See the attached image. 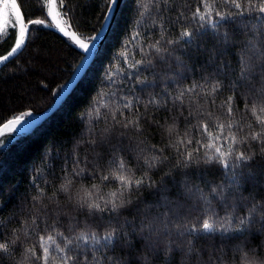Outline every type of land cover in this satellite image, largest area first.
<instances>
[{"label": "snow or ice", "instance_id": "snow-or-ice-1", "mask_svg": "<svg viewBox=\"0 0 264 264\" xmlns=\"http://www.w3.org/2000/svg\"><path fill=\"white\" fill-rule=\"evenodd\" d=\"M130 2L133 52L121 38L104 104L90 97L79 133L44 150L11 209L0 201V264H264V0ZM85 6L0 0V75H38L64 100L128 4ZM41 30L63 55L35 44ZM60 63L71 76L51 90ZM40 125L34 108L13 111L0 149Z\"/></svg>", "mask_w": 264, "mask_h": 264}, {"label": "trees", "instance_id": "trees-1", "mask_svg": "<svg viewBox=\"0 0 264 264\" xmlns=\"http://www.w3.org/2000/svg\"><path fill=\"white\" fill-rule=\"evenodd\" d=\"M82 7L77 8V15L87 17L91 14L89 7L85 6L88 0H77ZM128 4L126 9H122V17L118 15L114 26L109 30L104 39L98 55L88 67L89 74L81 78L75 85L72 92L60 104L46 120L27 138L16 137L10 143L7 149H0V201H6V207L11 209L18 199L23 196L25 190L29 188L32 179L31 168L33 164L39 162L40 156L44 150L53 144L68 141L79 133L78 114L84 109L90 97L99 99L104 104L105 93L107 89L100 88V95L97 97V88L100 85L103 75V69L108 62L116 54L121 38L128 42V38L124 36L127 22L132 14V6L130 0H124ZM33 5L29 4L28 9L31 10ZM50 30H41V34H32V38L37 46H41L45 50V54H51L55 60L58 56L64 54V44L58 34L42 33ZM11 41L3 42L0 38V55L6 54L10 50ZM30 49L22 58L27 60L32 54ZM127 55H132L133 45L128 42L126 50ZM69 63H78L79 58L70 56L67 58ZM234 59V57H233ZM203 57L196 60L197 63L202 62ZM22 61L18 63H22ZM74 66V64H73ZM59 67L64 71L56 74V79L49 77V88L55 90L60 84L69 80L71 71L66 69L64 63H60ZM119 68V65H116ZM40 77L38 75L20 74L19 76H3L0 75V119L8 117L13 111L32 107L35 112L42 114L53 104V96L48 90H38L40 86ZM31 101V104H29ZM39 171V169H37ZM41 178L43 173H40ZM11 227V226H9Z\"/></svg>", "mask_w": 264, "mask_h": 264}, {"label": "water", "instance_id": "water-1", "mask_svg": "<svg viewBox=\"0 0 264 264\" xmlns=\"http://www.w3.org/2000/svg\"><path fill=\"white\" fill-rule=\"evenodd\" d=\"M108 34V33H107ZM107 34L105 35V37H104V39L106 38V36H107ZM104 41V40H103ZM101 45L102 44H100V46H99V49H100V47H101ZM95 51V50H94ZM94 60V59H93ZM90 64H91V62H90ZM90 64H89V66H90ZM88 66V67H89ZM78 83V81L77 82H75L74 84H73V89H74V87H75V85ZM72 89V90H73ZM72 90L69 92V94L72 92ZM68 94V95H69ZM68 95H66L65 97H64V100L67 98V96ZM64 100H62L60 103H58V104H52V106L49 108V109H47L45 112H43L42 114H41V123L44 121V120H46L56 109H58V107L60 106V104L64 101Z\"/></svg>", "mask_w": 264, "mask_h": 264}]
</instances>
